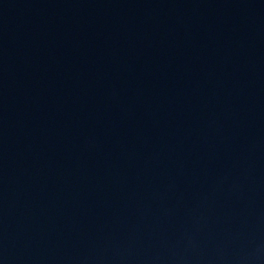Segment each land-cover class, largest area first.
I'll list each match as a JSON object with an SVG mask.
<instances>
[{"label":"water","instance_id":"water-1","mask_svg":"<svg viewBox=\"0 0 264 264\" xmlns=\"http://www.w3.org/2000/svg\"><path fill=\"white\" fill-rule=\"evenodd\" d=\"M0 264H264V0H0Z\"/></svg>","mask_w":264,"mask_h":264}]
</instances>
